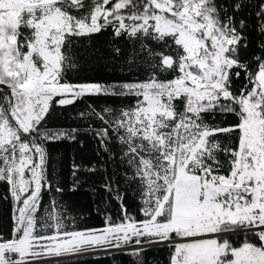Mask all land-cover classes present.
Returning <instances> with one entry per match:
<instances>
[{"label": "snow or ice", "instance_id": "snow-or-ice-1", "mask_svg": "<svg viewBox=\"0 0 264 264\" xmlns=\"http://www.w3.org/2000/svg\"><path fill=\"white\" fill-rule=\"evenodd\" d=\"M105 34L107 54L85 44ZM100 64L110 80L72 81ZM80 101L83 129L49 125ZM82 132L99 159L73 160L68 191L99 197L102 227L52 166ZM0 189V264H264V0H0Z\"/></svg>", "mask_w": 264, "mask_h": 264}, {"label": "trees", "instance_id": "trees-1", "mask_svg": "<svg viewBox=\"0 0 264 264\" xmlns=\"http://www.w3.org/2000/svg\"><path fill=\"white\" fill-rule=\"evenodd\" d=\"M220 2H226V0H220ZM110 37L105 34L103 36H98L94 38L93 41L87 42L85 44L91 43L97 47H100L102 51L107 54V41ZM253 44L251 46L252 50H255V34L252 36ZM118 46L124 50V54L127 55L128 46L124 41H117ZM73 82H104L110 80L111 73L100 64L89 71L80 73L79 75H71ZM96 105L104 104L103 98H91L89 101ZM109 103H114L109 101ZM86 108V102L80 101L74 107L69 106L67 108H57L56 112L53 114L52 118L49 120V125L51 127H78L83 129L87 122L74 119L75 114ZM95 123V122H94ZM79 141L84 142V146L81 147ZM50 153L52 157V166L55 169V178L60 181L61 185L65 189L64 201L68 205L70 211L73 215L77 216L78 223L80 227H102L104 223V216L98 215L96 213V201L99 197H93L90 191H86L84 188L80 189L75 193H70L68 189L72 184V163L73 160L77 164L85 165L91 162H95L99 159L96 154V142L89 135L83 132L79 135L76 142L62 141L54 144L50 147ZM109 167V171H111ZM51 171V168H50ZM99 177H90L89 183L98 182ZM87 187V186H85ZM2 192V189H0ZM47 200V196L45 197ZM129 211L136 214L137 207L134 198H130L128 201ZM111 214L113 217L119 211V206L115 202L111 205ZM10 219L8 215V205L6 203L0 202V230L7 234L9 230ZM167 251L163 249H153L145 254V258L148 264H167ZM80 264H129L128 257L121 256H83L79 258Z\"/></svg>", "mask_w": 264, "mask_h": 264}]
</instances>
